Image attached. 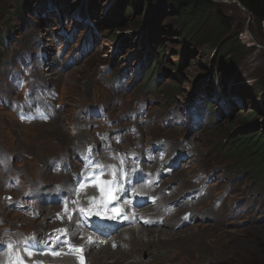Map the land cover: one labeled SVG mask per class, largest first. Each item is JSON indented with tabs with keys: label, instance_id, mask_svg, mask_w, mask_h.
<instances>
[{
	"label": "rangeland",
	"instance_id": "1",
	"mask_svg": "<svg viewBox=\"0 0 264 264\" xmlns=\"http://www.w3.org/2000/svg\"><path fill=\"white\" fill-rule=\"evenodd\" d=\"M42 1L46 0H0V162H5L0 166V239L42 234L54 226L46 209L50 205L43 200L35 201L38 218L15 211L13 200L66 179L51 174L47 161L71 155L72 146L110 122L120 128L127 146L160 141L190 157L185 166L180 161L179 172L167 177L163 193L178 189L173 193L178 196L191 187L182 183L200 171L211 173L215 180L209 184V195L189 207L197 212L193 222L175 229L176 222H184L177 216L166 227L117 234L121 250L105 246L93 251L90 264H264V187L251 176L239 177L229 163L232 160L215 153L224 138L264 129L260 98L264 94L255 86L264 78L262 25L232 0H212L233 32L242 28L238 40L243 54L233 67L226 65L232 69L225 70L210 63L212 51H201L204 41L200 49H192L177 43L173 33L158 31L154 33L159 41H153L146 34L147 7L139 11L135 26L132 17L117 23L113 16L117 0H67L65 5L49 0L50 7ZM23 4L27 9L20 16L14 10ZM159 43L157 81L154 88L145 87L141 78L146 81L144 73L153 54H159ZM180 47L186 60L177 54ZM34 75L36 97L44 93L46 84L52 104L38 105L32 99L29 85ZM172 84L183 95L173 94L168 88ZM236 110L242 114L257 110L253 125L238 124ZM37 112L45 114L40 117ZM134 114L141 116V136L138 129L128 127L135 125L128 122ZM29 124L40 125L24 126ZM16 175L18 187L8 190L5 181ZM175 196L165 198L173 200L177 209L192 200ZM215 199L221 204L211 209ZM137 235L143 242L151 237L150 248L138 247ZM93 254L104 255L103 263Z\"/></svg>",
	"mask_w": 264,
	"mask_h": 264
},
{
	"label": "trees",
	"instance_id": "2",
	"mask_svg": "<svg viewBox=\"0 0 264 264\" xmlns=\"http://www.w3.org/2000/svg\"><path fill=\"white\" fill-rule=\"evenodd\" d=\"M46 1H42L43 6L50 7V1ZM58 1L64 5L68 3L67 0ZM238 1L247 9L251 20L264 28V0ZM216 6L212 0H117L116 12L113 16L116 18L117 23H125L126 20H130L132 17L133 24L138 26L140 20H136L137 15L139 11L141 12V9L147 7L149 8V19L147 20L146 34L151 36L153 41H159L158 36L154 33L155 31L160 33L171 32L177 43L185 44V46H190L192 49H200V44L204 41L207 44L201 51L203 52L206 49L212 51L213 58L210 63L223 65L220 66L221 69L230 70L232 68L228 69L226 65L231 63L230 66L233 67V64L243 54H240L243 51L240 49H244V46H240L238 40V34L241 33L242 28L233 32L229 20L221 14ZM26 9L27 5L23 4L16 7L14 11L21 16ZM89 11L93 13L92 8ZM134 12L135 15L133 16ZM0 44H2V41ZM262 44L264 45V42ZM160 48L161 44L159 43L157 45L159 54H153L151 67L144 73L146 81L143 80V76L141 78V82H144L145 87L154 86V81H157L154 69L162 56ZM177 51L182 59H187V54L183 53L181 47ZM225 56H228V58H225ZM213 78L214 75L211 79L213 80ZM255 86H257L258 93L263 95L264 78L257 80ZM168 88L173 94L183 95L176 84H172ZM260 98L264 108V97L261 96ZM197 107L200 108L199 102ZM236 113L237 123L247 127L253 125L257 118V110L248 111L245 114L236 110ZM215 153L226 161H229L230 158L232 163H229L236 168L239 177L251 176L264 187V129L253 128L249 132L224 138V141L220 142L216 148Z\"/></svg>",
	"mask_w": 264,
	"mask_h": 264
},
{
	"label": "bare ground",
	"instance_id": "3",
	"mask_svg": "<svg viewBox=\"0 0 264 264\" xmlns=\"http://www.w3.org/2000/svg\"><path fill=\"white\" fill-rule=\"evenodd\" d=\"M37 86V85H36ZM132 123H135V125H132L135 129H138L137 131V135L138 136H141L142 135V125H141V119H135V121H133ZM32 125H40V124H29V125H24V126H32ZM60 128V127H59ZM64 129V128H63ZM143 132H145V127L143 128ZM176 150H178V152L180 153V149H178V148H175ZM54 178V177H53ZM182 185H190L191 187H189V188H187V189H183V192L181 193V194H179L178 196H175L176 198H181V197H183V198H186V199H189V198H192V200L191 201H188V204H190L192 201H194V199H196L197 198V196L194 194L192 197H189V195L191 194L190 192L191 191H193V193H195V190H197V186L193 183V181H192V178L190 177V179L189 180H187V181H184L183 183H182ZM47 187H49L50 188V185L48 184V185H46L44 188H42V190L43 189H46ZM42 190L39 192V193H34V196H37L38 198H43V195H42ZM174 192H177L175 189H173L172 190V193H174ZM199 197V196H198ZM41 204V203H40ZM43 204V203H42ZM188 204H184L183 205V208L181 207V208H179L178 206V208H179V210H181L180 212H178L177 214L178 215H181V214H183L184 212H186V211H189V209L191 208H189V205ZM37 206V205H36ZM45 207V206H44ZM175 207V206H174ZM46 209H49V207H47ZM38 211V210H37ZM176 214V215H177ZM177 215V216H178ZM175 219V217L174 216H172L171 217V221L172 220H174ZM195 220V219H194ZM196 221H202V220H196ZM168 223H170V221H168ZM167 224V223H166ZM166 224H164V225H166ZM166 227V226H165ZM147 229H152V228H147ZM173 227H172V230L170 231V230H168V232L169 233H172L173 232ZM129 231V230H128ZM130 231H132V230H130ZM164 231V230H163ZM131 233V232H130ZM156 233V232H155ZM41 234V233H40ZM120 235H121V233H119ZM122 234H123V232H122ZM138 234V233H137ZM140 234V233H139ZM149 235V234H148ZM141 236H143V235H141ZM158 240V239H157ZM156 240V241H157ZM135 241H136V244H137V246L139 247H141V245L144 247V248H147L148 249V247H149V245H151V244H153V240L151 239V237H149L148 238V242L146 241V242H143L142 241V239H141V237H140V235H137L136 237H135ZM163 241V240H162ZM131 243H132V241H131ZM156 243V242H155ZM122 244H124V242H122ZM158 244H159V242H158ZM161 244V243H160ZM163 245V244H162ZM130 246H132V245H130ZM120 247V246H119ZM118 247V249L117 250H121V248H119ZM150 248V247H149ZM132 249V248H131ZM135 249V248H134ZM139 249H142V248H139ZM151 250V249H150ZM95 252V251H94ZM102 254V253H101ZM95 254H93V257H96V258H98V262L99 263H103V259H104V255H95ZM108 255V254H107ZM135 255V254H134ZM127 256V255H126ZM122 257V256H121ZM126 259V258H125ZM116 262V261H115ZM149 263V262H148ZM151 263V262H150ZM104 264H107V262H105ZM125 264H130V263H125Z\"/></svg>",
	"mask_w": 264,
	"mask_h": 264
},
{
	"label": "clouds",
	"instance_id": "4",
	"mask_svg": "<svg viewBox=\"0 0 264 264\" xmlns=\"http://www.w3.org/2000/svg\"><path fill=\"white\" fill-rule=\"evenodd\" d=\"M200 172H203V171H200ZM203 173H206V172H203ZM191 178H192V177H191ZM176 220H177V219H176ZM168 221H170V218H167V220L165 221V223L168 222ZM170 222H171V221H170ZM176 223H177V222H176ZM176 223H175V224H176ZM175 224H174V225H175ZM166 225H167V224H166ZM166 225H163V226H166ZM163 226H162V227H163ZM142 227H143V228H157V229L160 228V227H146V226H139L137 229L142 228ZM137 229H136V230H137Z\"/></svg>",
	"mask_w": 264,
	"mask_h": 264
},
{
	"label": "water",
	"instance_id": "5",
	"mask_svg": "<svg viewBox=\"0 0 264 264\" xmlns=\"http://www.w3.org/2000/svg\"><path fill=\"white\" fill-rule=\"evenodd\" d=\"M232 2H235V3H237L238 4V6L242 9V10H244L245 12H248L247 11V9L238 1V0H232ZM249 14V13H248ZM254 43V42H253Z\"/></svg>",
	"mask_w": 264,
	"mask_h": 264
}]
</instances>
